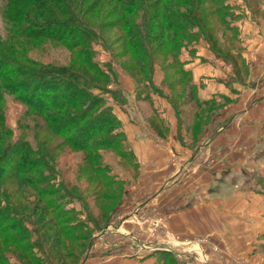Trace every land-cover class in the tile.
I'll return each instance as SVG.
<instances>
[{"label": "rangeland", "instance_id": "1", "mask_svg": "<svg viewBox=\"0 0 264 264\" xmlns=\"http://www.w3.org/2000/svg\"><path fill=\"white\" fill-rule=\"evenodd\" d=\"M93 1L85 0V15L82 17L101 37L92 42L94 62L104 71L108 69L107 64L112 68L109 71L107 89L113 94H105L103 98L120 123V130L124 134L123 148L120 151L73 150L44 128L40 116L29 114L21 117L23 106L11 96L5 95V123L12 130L11 139L16 140L22 133L29 142L39 146L54 165L58 180L75 199L64 197L60 201L59 211L63 216L60 219L61 224L57 226L50 221V215L41 219V212L37 207L34 210L36 199L31 189H17L10 187L11 185L7 187L8 201L27 217L26 232L29 240L41 243L46 257H41V261L30 259L21 253L17 244L5 242L2 236L0 254L6 256L10 264H48L47 261L53 264H264V235L259 238L261 242L258 243L234 244L216 242L210 235L200 234L186 236L177 233L173 238L162 225V218L157 222L159 218L156 217L157 210H153L154 202L148 199L155 190L152 191L153 187L149 185L153 181L142 177V165L132 151L123 131V124L129 123L134 128L141 122L139 117L133 115L137 108L143 126L161 140L169 142L174 137L179 143H188L194 147L208 133L209 126L214 124L215 117L222 109V103L214 101L204 106L196 102L199 99L198 89L193 83L192 75L189 84L183 82L175 66V54L167 46L160 48L155 42L147 43L150 61L147 67H142L144 61L142 63L140 58L126 51L121 37L122 27L114 23L118 12L113 3L109 0H97L93 7ZM217 1L218 6L224 7L221 15L228 14L225 20L230 24L233 22L236 30L231 32L223 24L222 17L212 14H207L201 23L218 51L230 53L232 49H238L242 53L247 48L243 42L246 36L242 35L236 24L245 20L251 22L253 17L264 21V0ZM4 4L5 0H0V37L17 51L16 54L7 52L8 56H21L44 65H64L74 71H84L80 60L73 57L62 42L12 38L3 18ZM207 6L203 5L206 7L204 14L210 10ZM140 17L141 13L128 21L131 24L137 23ZM198 42L210 51L204 36L199 35L197 41L180 49L178 60L182 64V52L187 51L193 56L196 51L195 44ZM7 44L3 45L4 48ZM234 63L241 79L239 81L243 83L249 70L247 61L241 55ZM183 68L185 69L184 64ZM229 70L234 74L232 67ZM190 83L194 89L190 88ZM152 96L164 99L174 113L175 110L178 111L175 133L169 131L167 122L160 118L157 110H152ZM119 102L123 104L122 111ZM161 104L160 107H163V101ZM19 121L21 128L18 126ZM127 149L131 154L127 153ZM249 174L250 178L234 181L246 187H251L253 183L254 187H257V183L264 186V179L255 173ZM195 195L173 190L170 194L172 201H168L166 194L160 197L159 203H165L166 208L169 206V211H179L197 202V199L200 200ZM65 212L68 214L65 215ZM167 212L166 209L160 213L167 215ZM151 246L157 249H147Z\"/></svg>", "mask_w": 264, "mask_h": 264}, {"label": "trees", "instance_id": "2", "mask_svg": "<svg viewBox=\"0 0 264 264\" xmlns=\"http://www.w3.org/2000/svg\"><path fill=\"white\" fill-rule=\"evenodd\" d=\"M109 1L118 12L114 23L122 27L121 37L126 51L140 58L142 63L144 61L142 67H147L150 61L147 43L155 42L160 48L167 46L175 54V66L183 82L189 84L191 74L183 68L178 54L181 48L203 35L215 58L230 64L235 77L240 79L234 63L241 56L240 50L232 49L231 54L218 51L201 23L207 14H212L222 17L228 30H236L233 22L230 24L225 20L228 14L221 15L224 7L218 6L217 0ZM84 3L85 0H5L3 8L7 32L12 38L62 42L72 56L80 60L84 69L74 71L64 65H44L21 56L13 58L7 52L16 54L17 51L0 37V236L5 242L17 244L21 253L36 261L46 257L42 252L43 246L29 240L27 217L8 201L7 187L31 189L36 199L34 210L41 212V219L50 215V221L57 226L63 216L59 211L60 201L64 197H75L58 180L54 165L39 146L29 142L22 133L16 140L11 139L12 130L5 123V95L23 106L21 117L29 114L40 116L44 128L73 150L120 151L123 148L124 134L120 123L103 98L105 94H113L107 89L112 68L107 64L108 69L104 71L93 60L92 42L101 37L82 17L85 15ZM96 3L94 0L92 6L95 7ZM205 4L210 9L206 15ZM139 13V21L129 23L128 19ZM147 81L151 83L150 79ZM190 88L195 87L190 83ZM115 99L118 100L117 97ZM196 102L206 106L214 100L196 99ZM119 105L123 106L120 102ZM175 116L178 120L177 110ZM126 151L131 154L129 149ZM254 189L264 193L262 184L257 183ZM47 263L53 264L51 261ZM0 264L10 263L6 256L0 254Z\"/></svg>", "mask_w": 264, "mask_h": 264}, {"label": "crops", "instance_id": "3", "mask_svg": "<svg viewBox=\"0 0 264 264\" xmlns=\"http://www.w3.org/2000/svg\"><path fill=\"white\" fill-rule=\"evenodd\" d=\"M262 9L264 12V5ZM236 26L246 36L243 42L247 48L240 54L249 70L243 83L230 72V64L215 58L201 42L195 44L193 56L187 51L180 56L185 69L191 72L199 100L222 103L214 124L206 129L208 133L199 143L191 147L174 137L169 142L161 140L143 126L137 108L133 115L141 122L134 128L123 124L132 151L142 165V177L153 181L149 185L155 190L148 199L155 203L157 222L162 218V225L173 238L177 233L200 234L210 235L216 242L234 244L258 243L264 235L263 191H255L254 183L246 187L234 181L250 178L249 173L264 179V21L253 17L251 22L241 21ZM152 104L169 131L175 133L176 116L168 103L152 96ZM173 190L197 194L200 200L179 211H169V206L160 204L159 199L168 194V201H172ZM166 209L167 215H161Z\"/></svg>", "mask_w": 264, "mask_h": 264}]
</instances>
